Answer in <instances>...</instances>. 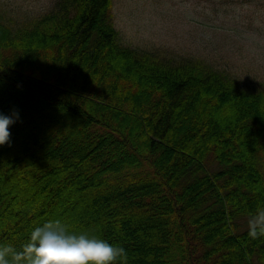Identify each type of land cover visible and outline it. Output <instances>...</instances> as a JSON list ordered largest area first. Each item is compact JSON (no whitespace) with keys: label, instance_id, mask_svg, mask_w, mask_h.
I'll return each mask as SVG.
<instances>
[{"label":"trees","instance_id":"obj_1","mask_svg":"<svg viewBox=\"0 0 264 264\" xmlns=\"http://www.w3.org/2000/svg\"><path fill=\"white\" fill-rule=\"evenodd\" d=\"M113 0L0 1V245L44 222L127 264H264V82L124 44ZM245 227L241 230V222Z\"/></svg>","mask_w":264,"mask_h":264},{"label":"rangeland","instance_id":"obj_2","mask_svg":"<svg viewBox=\"0 0 264 264\" xmlns=\"http://www.w3.org/2000/svg\"><path fill=\"white\" fill-rule=\"evenodd\" d=\"M0 1L21 16L36 15L53 0ZM112 12L124 44L198 57L240 81L264 82V0H113Z\"/></svg>","mask_w":264,"mask_h":264},{"label":"clouds","instance_id":"obj_3","mask_svg":"<svg viewBox=\"0 0 264 264\" xmlns=\"http://www.w3.org/2000/svg\"><path fill=\"white\" fill-rule=\"evenodd\" d=\"M19 119L13 111L0 113V145L9 143V127ZM249 236H264V208L248 220ZM128 253L98 235L76 231L62 218H54L35 227L27 241L17 250L0 245V264H127Z\"/></svg>","mask_w":264,"mask_h":264}]
</instances>
